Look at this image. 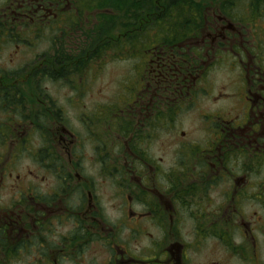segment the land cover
<instances>
[{"label":"flooded vegetation","instance_id":"1","mask_svg":"<svg viewBox=\"0 0 264 264\" xmlns=\"http://www.w3.org/2000/svg\"><path fill=\"white\" fill-rule=\"evenodd\" d=\"M187 1L200 7L197 21L182 22L178 40L163 39L162 53L149 41L146 69L129 74L113 101L82 106V134L48 86L91 92L101 70L89 68L105 54L79 71L57 53H72L108 9L82 6L90 0H0V136L16 147L0 149V264L29 253L35 264H264V0ZM48 26L57 37L52 57L35 47ZM116 34L113 60L123 44L135 45L133 34ZM222 67L230 106L203 112L198 143L183 132L155 156L151 143L172 116L201 114L205 97L218 99L208 78ZM23 152L33 160L23 162ZM107 183L111 214L102 203ZM54 221L68 229L54 230ZM92 246L108 257L95 260Z\"/></svg>","mask_w":264,"mask_h":264},{"label":"rangeland","instance_id":"2","mask_svg":"<svg viewBox=\"0 0 264 264\" xmlns=\"http://www.w3.org/2000/svg\"><path fill=\"white\" fill-rule=\"evenodd\" d=\"M91 1V0H90ZM208 1V0H207ZM210 6L211 7V16L213 15L214 12H216L217 9H215L216 5L213 4H208L205 7L206 8ZM112 9L107 10V13H105L106 18H115L114 21V32L119 33V32H126V31H131L132 28H137L135 31H131L124 37H127L130 39L132 37V34H139L140 33V27L141 24L135 23L137 19V12H131V15L129 17L125 16L124 14H117L116 10H114L112 13ZM93 18L96 19L97 13L93 12L90 13ZM112 15L111 17L108 16ZM89 15V14H88ZM86 15L85 17H87ZM83 18V15H80V18ZM169 28L168 24H165V29ZM168 33H162L158 29L157 26H151L148 28L147 31L142 32L143 37H138V36H133L134 37V43L135 45L133 46V49L131 48L129 43L130 41L127 42L129 45L122 47V52L129 51L130 56L127 54H123L122 58L119 60H113L111 57L106 58L105 63L102 66H98V64H92L89 69L92 70H101V73L93 78L92 83H88V87L91 90L89 94L84 96V91L82 88L79 90H72L68 87H64L60 84H49L48 86V91L49 95L52 99V101L57 102L58 106L62 107V111L64 115H70V119H72L73 122H71L72 127H75L76 130H78V133L83 134V126L78 125L77 118L82 116L83 111H87L88 109L86 108L85 110H82V106L86 107V105H89L91 102L96 103V102H104L107 101L111 102L115 99V94L119 91V88L121 85L125 86V83L128 81L129 78H126L129 74L133 73L136 69H140L139 67H142V70H145L146 67L145 65L148 64V60L150 59V55L147 54L146 50L143 49V45H147L150 42L152 44L156 43V41H159L158 43V49L157 53H162V48L160 47V43H168L166 38H169ZM182 36V35H181ZM124 39V41L128 40ZM138 47L134 49V47ZM161 48V49H160ZM124 52V53H127ZM8 64H11V56L10 54H4L3 55ZM19 59V57H18ZM132 79V78H130ZM123 82V84H122ZM78 86L81 85L80 81H78ZM214 85L217 87L215 89V94L218 95V99H214L215 102L210 100L209 98L205 97L203 104H205L201 110V114L199 111H194V110H187L186 112L180 113L177 116H172L173 121L170 120L167 123V127L164 126L165 130L161 131V134L159 135L164 136L161 137L160 139H155L153 143H151L150 146V151L155 156H161L160 154H163V151L165 150V144L168 143V145H172L173 142H176L177 140L183 141V136L182 133L184 132L186 135L189 136V139L198 143L200 140V135L201 134H206L202 129L197 128V125L199 124L200 121H204V115L203 112L205 110H219L223 107H229L230 106V97L229 93L227 91H230V71L229 70H224V67L221 69H218L215 73L211 72L209 74L208 78V86ZM220 90H226V93L222 91L220 93ZM220 93V94H219ZM212 102V103H211ZM5 116L3 115L2 109L0 110V119L3 121ZM200 120V121H199ZM82 127V128H81ZM162 127V126H159ZM185 137L186 138H188ZM3 143V144H2ZM94 144V143H92ZM9 150H15L16 147L14 144H10L8 140H3L2 141V136H0V149H5L7 148ZM22 149V148H20ZM23 149L22 151H24ZM15 152V151H12ZM22 160L25 163H28L29 160H33V158L27 153L23 152L22 154ZM173 158H165L164 159V165L169 166L172 165L171 162H173ZM104 191L105 195L102 198V203L105 207V210L107 214L114 213L116 207H113V198L112 195L115 192L114 186L110 183H107L104 186ZM13 198V195H11V199ZM55 222V221H54ZM53 223L49 224L48 229H53L52 225ZM68 223L67 222H55L54 226L56 229L54 230H66L68 229ZM98 248V249H97ZM95 248L94 246L91 247V253L90 255L94 258L95 260L102 261L105 258L108 257V251L104 250L101 252V248L97 247ZM218 259L221 261V259L224 258L225 252H221V249L219 250V253H217ZM252 256V254H249ZM21 256V263L26 260L27 264H35L34 254H27V255H20ZM263 259H264V254H262ZM12 257V256H11ZM234 258V257H233ZM232 258V259H233ZM236 259V257H235ZM14 260V259H13ZM239 259L237 258L236 263ZM226 263L230 264V259L226 258ZM231 263H235L233 260Z\"/></svg>","mask_w":264,"mask_h":264},{"label":"trees","instance_id":"3","mask_svg":"<svg viewBox=\"0 0 264 264\" xmlns=\"http://www.w3.org/2000/svg\"><path fill=\"white\" fill-rule=\"evenodd\" d=\"M82 6L88 7L90 10L96 8L112 9L113 11L116 10L117 14H124L127 17L131 15V12L136 11L138 13L137 23L141 24V31L136 36L143 37L142 32L147 31L151 26L158 25V29L162 33H168L167 36L171 38L170 41L179 39L182 22H189L190 18H192V21H197L194 20L193 13L200 10L197 3L187 0H91L89 5L82 4ZM113 11L112 13H114ZM108 16L111 17L112 15L108 14ZM114 21V17L106 18L104 12L99 13L97 23L89 29L83 30L86 40L82 41L81 45L76 46L72 53H68L67 50L58 51L59 63L68 68L67 65L71 61L73 69L80 71L86 67L90 60L102 59L104 54V62H100L99 67L105 63L108 57L118 59L119 52H114L113 55L109 52L118 47V44L114 42L117 37L116 32H114ZM165 24H168L169 28L165 29ZM48 29H50V26H48L46 32L44 31L43 34L38 35L35 47L40 50L45 49V55L52 57V50H56L54 41H57V37L53 36ZM130 32H122L123 37ZM27 37L32 36L28 34ZM59 40H61L60 37ZM145 46L144 44L143 48ZM35 47L31 49L33 50ZM124 52H120V58L123 54L130 56L129 51ZM33 53L35 52L33 51ZM126 96H129V92Z\"/></svg>","mask_w":264,"mask_h":264}]
</instances>
